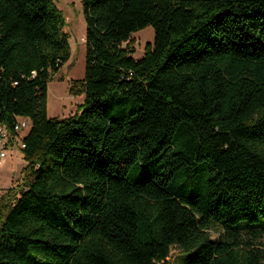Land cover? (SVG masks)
I'll list each match as a JSON object with an SVG mask.
<instances>
[{
    "label": "trees",
    "instance_id": "16d2710c",
    "mask_svg": "<svg viewBox=\"0 0 264 264\" xmlns=\"http://www.w3.org/2000/svg\"><path fill=\"white\" fill-rule=\"evenodd\" d=\"M82 5L85 100L58 120L63 14L0 0V125L32 123L0 264H167L173 248L185 264H264V0ZM148 27L136 60L123 45Z\"/></svg>",
    "mask_w": 264,
    "mask_h": 264
},
{
    "label": "rangeland",
    "instance_id": "374dc122",
    "mask_svg": "<svg viewBox=\"0 0 264 264\" xmlns=\"http://www.w3.org/2000/svg\"><path fill=\"white\" fill-rule=\"evenodd\" d=\"M61 11L65 19L64 32L69 36L70 59L60 71L53 75L48 85V116L51 119L65 120L74 116L85 100L82 85L78 84L72 91L73 83L82 82L86 69V23L83 12L82 0H52ZM154 30L148 27L132 35L128 45L134 50V59L139 60L145 54L147 44L154 42ZM26 133L23 134V136ZM5 152L6 157L0 163V205L2 198L7 196L9 190L18 192L25 188L23 172L28 163L24 152L17 143L4 145L0 139V153ZM215 237V235H214ZM245 239H249L246 236ZM187 255L173 248L167 264H185ZM183 262V263H182Z\"/></svg>",
    "mask_w": 264,
    "mask_h": 264
},
{
    "label": "built area",
    "instance_id": "2783aa9c",
    "mask_svg": "<svg viewBox=\"0 0 264 264\" xmlns=\"http://www.w3.org/2000/svg\"><path fill=\"white\" fill-rule=\"evenodd\" d=\"M31 126L32 123L29 118L19 117L17 118V122L14 126L13 131L8 130L7 127L4 125H0V139L3 140L5 146L15 142L19 145L20 149L24 150L26 148L24 144V140L25 137L30 132ZM24 133H26V135L23 136ZM5 157H6L5 152H1L0 163H1V159Z\"/></svg>",
    "mask_w": 264,
    "mask_h": 264
}]
</instances>
